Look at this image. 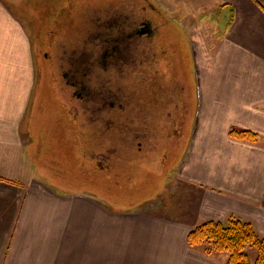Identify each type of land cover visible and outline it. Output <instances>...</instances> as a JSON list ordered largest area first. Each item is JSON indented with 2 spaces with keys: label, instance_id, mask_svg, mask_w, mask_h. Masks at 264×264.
<instances>
[{
  "label": "crops",
  "instance_id": "1",
  "mask_svg": "<svg viewBox=\"0 0 264 264\" xmlns=\"http://www.w3.org/2000/svg\"><path fill=\"white\" fill-rule=\"evenodd\" d=\"M219 10L225 28L216 45L201 32L191 43L197 108L195 90L183 77L176 82L179 122L170 130L177 138L190 131L191 143L171 175L178 189L173 214L155 216V204L135 212L107 204L99 186L91 198L36 187L42 183L31 158L24 175V151L35 147L25 134L32 133L27 123L39 84L30 40L0 0V264H220L187 237L205 221L233 216L264 237V0H220ZM231 129L256 133L259 141L235 140ZM8 147L23 148L8 157ZM10 157L21 161L15 172ZM21 179L26 187L15 183Z\"/></svg>",
  "mask_w": 264,
  "mask_h": 264
},
{
  "label": "rangeland",
  "instance_id": "2",
  "mask_svg": "<svg viewBox=\"0 0 264 264\" xmlns=\"http://www.w3.org/2000/svg\"><path fill=\"white\" fill-rule=\"evenodd\" d=\"M100 4H105V7L95 6ZM219 4L220 0H136V3L132 0H4L5 10L17 19L16 21L24 28L30 40L37 73L36 83L39 84L36 90L34 117L30 118V124L27 123L28 129L30 126L32 133L31 136L25 134L26 137L28 136L26 142L32 144L34 141L33 146L35 147L24 151V175L27 176L26 174L29 173L32 159L33 162L37 161L36 169H40V171H36L39 182L42 185L44 183L49 185L48 187L56 189V191L63 188L73 193L81 191L89 194V196L83 195L82 197L91 198L90 194L97 197L99 186L102 187V200L122 211L135 212L140 210L138 208L155 204L152 211L155 216L160 214L171 216L173 214L171 209H174L171 205L174 201L172 198L173 188L178 190L171 175L183 162L189 150L191 132H182L179 138L173 135L172 130L168 128L171 123L168 122V117L164 116L165 111L161 108L166 109L167 105L162 104L161 101L165 99L168 102L170 98L168 96L173 94L172 87L175 82L185 81L187 86L192 88L191 90H195L193 100L196 108L198 107L197 76L192 48L195 43L193 45L191 43L194 42L193 36L196 39L197 34L201 32L202 39L207 45L210 44L211 47L216 45L225 28ZM141 6L146 8L147 13L153 19L159 21L156 22L161 25V33L165 40L163 45H166L170 52L167 55L160 52V56L156 54L155 50H152L151 53L146 52L148 57L152 58V67L148 68L151 74L149 77L143 74V67H145L143 60L146 53L144 54V51L139 49L134 52L137 70L132 75L134 78H130V80H141L142 77H145L147 80H154L157 84L160 82L159 86L149 87L152 88L153 95L154 92H160V101L152 100L153 109L149 113L143 111L142 107L140 109L143 112L139 111L141 114L135 115L129 111L133 116H125L115 111L123 98L121 93V96H116L117 93H114L116 89L114 83L115 80H119L121 88L123 87L122 80H125V77H130L125 67L129 64L128 45L130 44L127 21L134 22L136 27L141 25L142 18L145 17ZM100 7L104 8L96 9ZM57 29L62 31L63 35L53 36L50 41V30L56 32ZM41 38L46 39L47 43L57 40L62 46L61 51L65 55L67 53L69 57H74L72 61H76L73 66L75 69L71 73L68 69L69 73L66 77L72 76L74 80L81 77L84 80H94L90 85L93 92L91 91L92 94L89 96V112L84 110L82 104L77 101L76 94L75 98L61 97L58 95V91H55L54 79L59 80L61 72L56 69L54 61L48 62V59L45 58L46 47H39ZM118 43H120L121 49L116 55L117 60L114 64L113 62L109 63V59L105 56L106 52L112 53L113 47ZM142 43L143 41L136 39L137 48L143 46L145 42ZM99 44L100 49L98 48ZM69 46H73V50ZM116 56L112 59H116ZM112 59L110 60L113 61ZM86 63L88 66L85 65ZM62 64L64 68L69 67L68 62H62ZM119 66L120 68H118ZM179 67L182 69L179 70ZM152 68L158 69L159 72L155 73ZM181 77L184 80L180 81ZM98 84L101 85L100 92H103L101 96L94 94ZM81 88L78 86L77 90L81 91ZM135 88L137 91L138 88L141 89L137 94L146 97L142 93H145L147 87L143 88L136 82ZM77 90L74 89V92H78ZM116 91L118 92V90ZM120 92H123L122 88ZM173 97L177 98L176 93ZM149 99L152 97L149 96ZM170 101L172 100L170 99ZM154 106L160 108V112L154 109L156 108ZM73 108H78L80 112L74 115ZM81 108L87 112V116L82 113ZM188 111L189 108L186 113H189ZM178 112L180 113V111ZM124 117L132 120V124L129 123L126 128L130 130L123 134L118 126H121ZM143 118H147L150 122L152 133L147 135L152 144L144 146V151H139L137 149L138 142L146 138V133L145 131L137 132L134 136L132 131L140 126L141 122L139 121ZM153 120L154 122H152ZM79 123L89 127L88 130L83 129L85 131L83 140L78 134L66 131L69 127L76 128ZM135 124L136 127H133ZM173 136L175 140H173ZM126 139L134 142L129 145ZM135 139L137 143H135ZM78 142H83L84 149L88 148L87 160L82 157L80 147L75 149ZM70 143H72V147L68 146ZM132 145L134 146L132 147ZM22 148H5L4 155L8 157L13 155L14 157L18 150L21 153ZM109 152H116L117 156L120 154L122 162L119 158L116 160L120 166H123L120 176L114 177L111 166L110 172L105 173L102 176L101 184H98L96 169L100 168L101 163L104 165L110 162L107 159ZM152 154L155 156L153 157ZM131 157H137V162L141 163L143 160L145 164L144 169V165L141 169H139L140 166L135 167L137 169L134 175L129 171L126 172L131 164ZM8 160V169L15 172L21 161L18 162V158L13 161L12 157ZM55 167H57V171H55ZM59 172L63 174H59ZM12 174L11 172L9 175ZM63 175L65 177H62ZM21 180L19 183L21 182L26 187L27 180ZM118 181L120 183L117 185L113 184ZM45 184L42 186L37 183L35 186L45 188ZM69 191H64V193L71 194L72 192ZM90 232H93L91 225ZM194 249L204 252L203 248ZM248 252L254 259L253 249L249 248ZM214 254L211 256H215L218 263L226 264L229 257L227 253Z\"/></svg>",
  "mask_w": 264,
  "mask_h": 264
},
{
  "label": "flooded vegetation",
  "instance_id": "3",
  "mask_svg": "<svg viewBox=\"0 0 264 264\" xmlns=\"http://www.w3.org/2000/svg\"><path fill=\"white\" fill-rule=\"evenodd\" d=\"M132 2L136 3V0H132ZM95 6H97V7L98 6H104L105 7V4H100V5H95ZM104 7H100V8H96V9H102ZM141 8L145 12V17L142 18L143 21H141V23H140L141 25H143V27H140L141 25L136 27L134 25V22L131 23V21H127V23H129V31L130 32H129L128 38H129L130 44L128 45L129 46V49H128L129 50V57H128L129 58V60H128L129 64H127V66H125V67H126V71H128V74H130V75H128L130 77L129 78L125 77V80H122V86L123 87H121V88L123 89V92H120V89H121L120 86H119L120 85V81L119 80H115V83H114L115 84V88H116L114 90V93L115 94L117 93L116 96H121L122 95V98H123V99H121V104L117 108H115V111H118L122 115H125V116L126 115H132V113L130 114V112H133L135 115L141 114L139 111H141V112L148 111V113H149V111H152V109H153L152 100L156 99L155 101H157V100L160 101V92H158V93L154 92V95H153V92L151 91L152 88L151 89L149 88V87H153L155 85L159 86L160 82H158L159 84H157V83H155L154 80H147L145 77H142L141 80H130V78L131 79L134 78L132 75H134V73L137 70L136 60H135V57H134V52L139 49L140 51H144V54H145L146 52L147 53H151L152 50H155L156 54L159 55V56H160V52L164 53V55H167V53L170 52V49L169 48L167 49L166 48L167 46L163 45V43H165V40L163 39V36H162V33H161V29H160L161 25L156 22L158 20L153 19L151 17V15L147 13L146 8H143L142 6H141ZM58 35H63V32L59 31V29H57L56 32L55 31L53 32V30H50V32H49V36L51 37L50 41L53 39V36L58 37ZM137 38H138V40L143 41V43L145 42L144 44L142 43L143 46L138 47V48H137V44H136V39ZM50 41L47 43L46 39L41 38L40 43H39L40 44L39 47H43V48L46 47V51L44 52L45 53V58L48 59V62L49 61H51V62L54 61V65H55L56 69L58 70V72H61V77L59 78V80L57 78L54 79V83L56 85L55 86V91H58V95L61 96V97H66L67 96V97L75 98V94H76L77 101L80 104H82V106L85 108L84 110L89 112V100H90L89 96H90V94H92L91 93V91H92L91 88L92 87L90 88V85L92 84V82L94 80H84L82 77L80 79L74 80V78H72V76L71 77L70 76L66 77V75L69 73L68 69H70L69 70L70 73H71L72 70L75 69L73 66H74V63L76 61L75 60L72 61V59L74 57H69L67 55V53L65 55V53L61 51L62 50V46L60 45V42H58L57 40H55V42H50ZM142 44H140V45H142ZM69 47L72 48V50H73V46H69ZM98 48L100 49V44L98 45ZM120 49H121V46H120V43H118L116 46L113 47L112 53L111 52H106L105 56L109 59V63L113 62V64H114V62L117 60V56L116 55L118 54ZM63 53H64V55H63ZM70 53H72V52H70ZM147 53L144 55V60H143V63H145V67H143V74H144V76L149 77V76H151V74L149 73V69H150V67H152L151 66L152 65L151 64L152 58L148 57ZM114 56H116V59L115 58L112 59ZM125 58H126V56H125ZM110 59H112L113 61H111ZM62 62H68L67 65H69V67L68 68H64ZM85 65L88 66V63H86ZM118 68H120V66ZM152 69H153L152 71L155 70V73L159 72L158 69H155V68H152ZM97 81H99V80H97ZM40 82H43V80H40ZM136 82H138V84L140 86H142L143 88L147 87L146 90H145V93H142L146 97L140 96L139 94H137L138 91L141 90V89L138 88L139 90L138 91L136 90V88H135ZM78 86L82 87L81 91L77 90ZM100 86H101L100 84L96 85V90H95L94 94H99L101 96V95H103V92L102 93L100 92V89H99ZM148 88H149L150 91L148 90ZM74 89L77 90L78 92H74ZM101 89H103V88H101ZM116 90H118V92ZM64 91H66V92H64ZM172 92H173V94H171V96H168V98L169 97L170 98L169 99L166 98V99H168V102L165 99H164L165 101L164 100L161 101L162 104L167 105V108L166 109H164V107H161V108L165 111L164 112V116L168 117L167 120H168V122L171 123V125H169L168 128L173 130V129L177 128L176 127L177 126V122H179V119H178L179 108L175 107V106H177V104H175V101L173 100L174 94L175 93L177 94V92H178V88H177L176 82H175L174 87H172ZM120 93H121V95H120ZM149 96L152 97V99H149ZM170 99L172 101H170ZM142 107H143V109H142ZM154 107H156L154 109H157L160 112V108L158 109L157 106H154ZM169 108H171V109H169ZM167 109H169V110L167 111ZM81 111H82V113H85V115L87 116V112L83 111L82 108H81ZM78 112H80V110L78 108L73 110L74 115H77ZM145 117H146V115H145ZM129 120L130 119H128V117H124V119L122 120L121 126H118L119 129H120V132H122L123 134L127 133L130 130V129L128 130L126 128V127L129 126V123L132 124V120H130V121ZM149 120L151 121V119H149ZM127 121H128V123H127ZM139 122H141L140 126L135 128L132 131V133L135 136V134L137 132L145 131L146 138H143L142 140H140L138 142V147H137V149L139 151H144L146 145L148 146L149 144H152V142L149 141L148 135H147V134H149L151 132V130H150V122L148 121L147 118H143ZM152 122H154V120ZM133 127H136V124ZM158 128H160V127H158ZM83 129L88 130L89 129L88 125H82L81 123H79V124H77L76 128L74 126L73 127H69V128L66 129V131L69 132V133L78 134L80 136V139L83 140L84 139V134H85V131H83ZM62 131H65V130H62ZM65 137L67 139V136H65ZM126 141H127V143L129 145H131L132 142H134V141L130 142L127 139H126ZM65 143L67 144L66 140H65ZM75 143H77V142H75ZM135 143H137L136 139H135ZM135 143H134V145H135ZM153 144H154V142H153ZM134 145H132V147ZM68 146L72 147V143L68 144ZM78 147H80V149H82V152H81L82 157L87 160L88 159V157H87L88 148L86 147V149H84L83 142H80V143L78 142V144H76L75 149L76 148L78 149ZM108 156L109 157L107 159L110 162L108 161L109 163L104 164V165H103V163H101L102 166L100 164V166H99L100 168L96 169V172H97V175H98V182H97L98 184L99 183L101 184L102 176H104L105 173L110 172L111 166H112V172H114V174H113L114 177L120 176L121 168L123 166H120L119 163L116 162V160L118 158H119L120 162H122L121 159H120V154L118 155L119 156L118 157L116 152H112V153L109 152ZM130 160L129 161L131 162V164L129 165V169L126 172L129 171L130 174L134 175L135 170L137 169L135 167L140 166L139 169H141L143 167V165H144L143 169L145 168V164H144L143 160L141 161V163L137 162L138 161L137 157L136 158L131 157ZM55 165H56V163H55ZM118 165L120 166V168H119ZM54 169H55V171H57V167H55ZM93 169L95 170V167H93ZM38 171H40V169ZM43 171H44V167H43ZM59 174H63V173L59 172ZM62 177H65V176L63 175ZM132 177L134 178V176H132ZM103 179H104V177H103ZM118 183H120V181L114 182L113 184L117 185ZM64 191H69V190H65V188L59 190V192H64ZM69 192H72V191H69Z\"/></svg>",
  "mask_w": 264,
  "mask_h": 264
},
{
  "label": "trees",
  "instance_id": "4",
  "mask_svg": "<svg viewBox=\"0 0 264 264\" xmlns=\"http://www.w3.org/2000/svg\"><path fill=\"white\" fill-rule=\"evenodd\" d=\"M230 137L238 141L257 143L259 136L248 130L231 129ZM19 183V182H15ZM191 248H203V253H227L226 264H264V237L253 224L237 217L226 222L205 221L192 229L187 237ZM253 249L251 258L248 249Z\"/></svg>",
  "mask_w": 264,
  "mask_h": 264
}]
</instances>
